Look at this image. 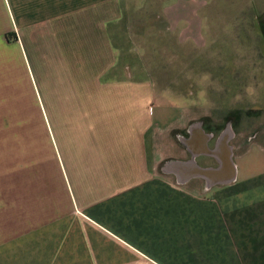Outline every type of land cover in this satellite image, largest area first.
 <instances>
[{
    "label": "crops",
    "instance_id": "0c3cea01",
    "mask_svg": "<svg viewBox=\"0 0 264 264\" xmlns=\"http://www.w3.org/2000/svg\"><path fill=\"white\" fill-rule=\"evenodd\" d=\"M128 1L0 0V264H264V167L159 172L197 145L126 74ZM198 2L168 0L171 32L202 31Z\"/></svg>",
    "mask_w": 264,
    "mask_h": 264
},
{
    "label": "rangeland",
    "instance_id": "374dc122",
    "mask_svg": "<svg viewBox=\"0 0 264 264\" xmlns=\"http://www.w3.org/2000/svg\"><path fill=\"white\" fill-rule=\"evenodd\" d=\"M167 5L168 0H129L125 6L124 26L130 27L126 48L140 64L133 75L130 68L126 74L149 76L159 93L157 103L166 106L157 108L156 115H171L175 109L179 115L176 123L189 126L199 125L197 121L206 115L219 120L231 108L264 106V91L244 92L250 83L262 85L264 56L253 27L257 26L255 14L263 18L264 0H200L197 6L203 27L197 35L171 32L163 14ZM244 80L247 86L242 84ZM261 125L264 109L261 115L244 118L239 130L245 137ZM237 143L229 145L237 164L244 160L248 168L259 171L264 167V143L257 140L241 147ZM195 180L205 185L201 179Z\"/></svg>",
    "mask_w": 264,
    "mask_h": 264
},
{
    "label": "flooded vegetation",
    "instance_id": "af4514ba",
    "mask_svg": "<svg viewBox=\"0 0 264 264\" xmlns=\"http://www.w3.org/2000/svg\"><path fill=\"white\" fill-rule=\"evenodd\" d=\"M254 18L257 19V26L253 27L254 33L260 40L259 45L261 48L262 55L264 56V28L260 26V18L259 16H257V14L254 15ZM225 33H229V32L225 31ZM235 40H237V38L234 39L233 42ZM225 75H227V72L224 74V76ZM260 79L263 80V81L260 80L262 85L259 86V83H258V87H256L255 83L254 85L253 84L251 85V83L248 84L247 82L246 84H248V87H246L244 92L249 93L251 90H255V89H256V92H257V89L263 92L264 91V72L262 73ZM242 84H245V80L243 81ZM246 84L245 86H247ZM263 109H264V106H260L259 104H255L251 106L250 108H246V109L242 107L231 108L227 110L225 112V116L219 120L213 119L211 116H208V115L202 116V118H200L197 121L199 125L191 124V126L193 127L191 128V130L193 129L192 134L195 135L194 138L196 140L197 147H195V149L191 151L189 156L191 157L192 155H197L198 161L204 166H210V165L216 166L218 164V160H220L219 158L222 156L220 155V153L222 152L216 148L218 147V145L219 146L222 145L221 142L224 137L228 139V144L238 141L237 144L240 147L246 145L249 142L257 141V140H259V143L261 144L264 143V138L260 140L262 136L264 137L263 135L264 125H261L255 128L251 134L245 137L242 135L241 131L239 130L240 129L239 126L242 123L244 118L250 117L256 114L261 115ZM200 128H202V130L204 131L201 132ZM204 142L206 143L207 146L212 148L208 150H213L214 154H210L209 152H207V149L203 147ZM221 150L223 151V154H226L229 152L228 150H223L222 148ZM234 155L235 154L233 152V157Z\"/></svg>",
    "mask_w": 264,
    "mask_h": 264
},
{
    "label": "water",
    "instance_id": "95a60500",
    "mask_svg": "<svg viewBox=\"0 0 264 264\" xmlns=\"http://www.w3.org/2000/svg\"><path fill=\"white\" fill-rule=\"evenodd\" d=\"M227 143L228 139L224 137L221 142V144L223 145L222 149H225L228 146ZM205 149H207V152H209L210 154H214L213 150H208L212 149L209 146L206 145ZM232 149V147L228 146V153H220V155L222 156L219 158L220 160H218V164L216 166H203L198 161V156L192 155L191 158L187 161L173 158L165 160L160 165L159 172L162 174H178L181 177L180 181L182 183L195 179H205L211 183V187L216 185L231 184L236 180V165ZM185 163L190 166V171L186 174H183L182 166L186 165ZM184 175L185 177L187 176V178H184Z\"/></svg>",
    "mask_w": 264,
    "mask_h": 264
}]
</instances>
